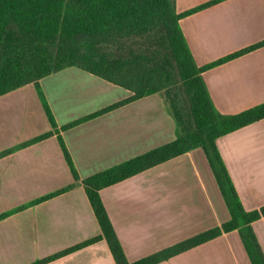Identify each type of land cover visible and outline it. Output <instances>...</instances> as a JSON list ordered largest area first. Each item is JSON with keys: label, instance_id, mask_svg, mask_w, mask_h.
Instances as JSON below:
<instances>
[{"label": "crops", "instance_id": "crops-1", "mask_svg": "<svg viewBox=\"0 0 264 264\" xmlns=\"http://www.w3.org/2000/svg\"><path fill=\"white\" fill-rule=\"evenodd\" d=\"M172 1L181 13L212 0ZM179 27L201 67L264 43V0H225L180 19ZM202 79L222 115L264 103V45L203 72ZM38 89L54 127L33 84L0 96V264H35L100 236L82 180L176 138L159 94L63 129L132 94L76 67L40 79ZM216 144L242 208L250 212L264 206V119ZM99 195L130 263L230 219L201 149L103 188ZM250 227L264 256V217ZM45 264L115 262L105 240H99ZM158 264L251 262L238 231H232Z\"/></svg>", "mask_w": 264, "mask_h": 264}, {"label": "trees", "instance_id": "trees-1", "mask_svg": "<svg viewBox=\"0 0 264 264\" xmlns=\"http://www.w3.org/2000/svg\"><path fill=\"white\" fill-rule=\"evenodd\" d=\"M223 1L212 0L178 13L172 0H0V96L33 84L54 127L38 81L76 67L132 95L63 129L153 94L164 99L176 127L174 141L83 179L100 236L35 264H45L99 240H105L115 264H158L232 231H238L251 264H264L250 227L264 217V206L250 212L242 208L216 144L219 138L263 120L264 103L238 114L222 115L215 109L202 79L203 72L264 43L198 67L179 27L180 19ZM58 142L77 181L70 155L61 138ZM195 149H201L205 155L230 215L229 221L128 262L99 191Z\"/></svg>", "mask_w": 264, "mask_h": 264}]
</instances>
